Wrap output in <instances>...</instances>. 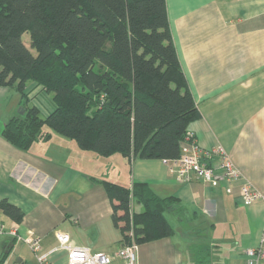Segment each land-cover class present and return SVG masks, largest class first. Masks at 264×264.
<instances>
[{
  "label": "crops",
  "instance_id": "1",
  "mask_svg": "<svg viewBox=\"0 0 264 264\" xmlns=\"http://www.w3.org/2000/svg\"><path fill=\"white\" fill-rule=\"evenodd\" d=\"M166 1L177 55L200 111L188 131L205 148L223 146L264 194V0ZM47 96L43 110L34 105L44 117L54 108ZM25 98L16 87L0 86V201L24 213L15 221L0 209L7 229L39 236L42 251L57 245L56 230L69 232L74 244L110 255L109 264H126L115 255L124 245L123 232L114 223L112 200L101 181L129 188L146 182L160 196L177 198L165 213L176 225L167 217L172 235L138 245V264H198L204 245L191 237L204 225L210 228L205 248L211 262L223 257L224 264H246V250L257 246L264 232V198L243 205L242 180L231 193L224 183L181 182L164 159L100 155L57 133L22 149L3 136V129L21 114ZM131 204L136 212L143 210L135 198ZM186 223L192 229L182 227ZM52 260L66 264V252L53 253ZM17 263L40 264L24 240L0 236V264Z\"/></svg>",
  "mask_w": 264,
  "mask_h": 264
},
{
  "label": "trees",
  "instance_id": "2",
  "mask_svg": "<svg viewBox=\"0 0 264 264\" xmlns=\"http://www.w3.org/2000/svg\"><path fill=\"white\" fill-rule=\"evenodd\" d=\"M31 83L52 95L54 108L41 117L24 101L25 113L5 123L3 136L22 149L57 133L100 155L168 160L181 155L189 124L200 117L166 0H0V86L26 97ZM101 182L124 244L172 235L165 213L176 197L146 182ZM0 209L23 219L7 200Z\"/></svg>",
  "mask_w": 264,
  "mask_h": 264
},
{
  "label": "built area",
  "instance_id": "3",
  "mask_svg": "<svg viewBox=\"0 0 264 264\" xmlns=\"http://www.w3.org/2000/svg\"><path fill=\"white\" fill-rule=\"evenodd\" d=\"M181 155L166 160L168 168L175 178L181 182L201 180L211 186L225 184L228 192H233V185L240 180L239 199L243 205H251L264 198V194L249 181L235 164L229 152L221 145L213 148L201 146L193 132L188 131L180 143ZM9 234L14 238L24 240L36 254L40 264H53L52 254L65 251L66 264H109L111 256L104 252H92L91 248L74 244L69 232L56 230L57 245L47 251L41 250V239L33 233L22 236L17 227L7 229L0 220V236ZM137 243L124 244L116 251V255L125 259L126 264H138ZM246 264H264V232L257 246L246 250Z\"/></svg>",
  "mask_w": 264,
  "mask_h": 264
},
{
  "label": "rangeland",
  "instance_id": "4",
  "mask_svg": "<svg viewBox=\"0 0 264 264\" xmlns=\"http://www.w3.org/2000/svg\"><path fill=\"white\" fill-rule=\"evenodd\" d=\"M26 43H27V45H29L28 40L26 41ZM26 95H27V98L24 101H26V103L28 101H30L31 106L40 105L42 107V106H45L47 104V102L49 101V97L47 96V94H43L40 87L35 85L34 83H31L28 85ZM50 96H51V99H53L51 94H50ZM22 107H23V105H22ZM42 110H43V107H42ZM41 117H44V113L42 111H41ZM91 152H93V151H91ZM167 217L170 219L171 222H173L174 225H176L174 217L171 214L167 213ZM179 225L180 224H177V227H179ZM182 227H184L186 230L192 229L191 226L188 225L187 223L185 225H182ZM199 229H198V231L196 230V232H193L194 234H192V237L190 236L191 238H193V236H194L195 238L198 239V240H196V241H198V243L200 242L201 245H204L202 248H200V250H198L199 251V259H198L199 263L198 264H224L225 261H223V259H224L223 257L216 258V261H214V262H211V261H213L212 258L208 257L207 250L205 247L207 244L206 236L209 235L210 228L208 226L204 225L203 227L200 226Z\"/></svg>",
  "mask_w": 264,
  "mask_h": 264
},
{
  "label": "water",
  "instance_id": "5",
  "mask_svg": "<svg viewBox=\"0 0 264 264\" xmlns=\"http://www.w3.org/2000/svg\"><path fill=\"white\" fill-rule=\"evenodd\" d=\"M21 114H24L25 113V110L24 108H22L21 110H19ZM18 264V263H17Z\"/></svg>",
  "mask_w": 264,
  "mask_h": 264
}]
</instances>
